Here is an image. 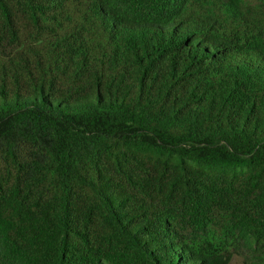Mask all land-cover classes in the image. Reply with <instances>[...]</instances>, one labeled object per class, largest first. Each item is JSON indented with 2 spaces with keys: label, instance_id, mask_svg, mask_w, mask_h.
<instances>
[{
  "label": "trees",
  "instance_id": "1",
  "mask_svg": "<svg viewBox=\"0 0 264 264\" xmlns=\"http://www.w3.org/2000/svg\"><path fill=\"white\" fill-rule=\"evenodd\" d=\"M264 264V0H0V264Z\"/></svg>",
  "mask_w": 264,
  "mask_h": 264
},
{
  "label": "rangeland",
  "instance_id": "2",
  "mask_svg": "<svg viewBox=\"0 0 264 264\" xmlns=\"http://www.w3.org/2000/svg\"><path fill=\"white\" fill-rule=\"evenodd\" d=\"M231 264H244L243 258L240 255H235Z\"/></svg>",
  "mask_w": 264,
  "mask_h": 264
}]
</instances>
